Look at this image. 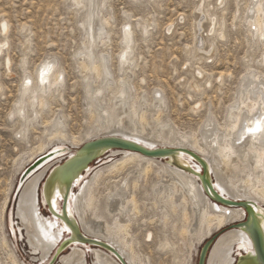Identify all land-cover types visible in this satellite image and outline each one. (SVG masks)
I'll use <instances>...</instances> for the list:
<instances>
[{
  "label": "bare ground",
  "instance_id": "obj_1",
  "mask_svg": "<svg viewBox=\"0 0 264 264\" xmlns=\"http://www.w3.org/2000/svg\"><path fill=\"white\" fill-rule=\"evenodd\" d=\"M70 1L72 6L76 7L75 11H78L77 9L87 11L84 14L86 17L85 22L80 25L83 27V30L85 27L88 29H86L87 34L83 31V34L87 35V37L83 41L84 45L81 43L83 52L79 54L81 57H77L78 60L81 59L79 61L80 65H77L80 66L83 72L88 74L84 81V90L86 93L87 111H89L88 114H90L94 123L91 122L93 125L87 129L88 131L84 134L83 138H77L74 135L71 137L67 136L66 130H64L65 125L60 120L49 123L50 129H46L45 137L43 136L44 140L40 141L37 147L31 150L32 152L28 155L27 159L25 161L23 159L19 164L16 176L17 182L22 173L36 159L46 153L60 151L62 156L67 155L68 157H72L76 153L73 150L80 149L85 143L107 137L132 141L147 150L184 149L200 157L206 163V173L209 175L210 180L211 175L214 177V180H211V185L219 196L233 202H250L255 204V207H253L256 218L254 222L264 233V75L261 72H252L248 69L242 77L241 85H239L240 89L236 96L237 98L234 99L235 104H230L231 106L226 112L225 123L220 125L218 122V125H216L210 119L206 120L199 140L198 137L196 138L192 135H181L171 126L162 124L159 117L155 119L157 122L156 130H146L142 124V122H145V115L147 114L145 110L152 108L159 115L165 106L163 101L165 99L162 98L163 96H158L157 98H153V101L149 103L145 99L147 95H143L144 97L139 99V101H136V95L132 96L133 87L130 86L127 75L137 68V62H135L132 56L135 46L133 30L128 23H124L120 30L116 67L119 77L116 82L110 70L111 65L108 64V57L106 55L97 57L93 54V49L97 47V43L100 42L101 45L107 44L105 43V39L108 37L105 29H103L104 26L101 27L103 31H97L96 27V21L101 17L100 11L105 7L104 0ZM224 4L225 0H215L214 7ZM201 7H203V0H201L199 7L195 10L199 13ZM244 10L250 11L249 16L245 18L246 31L251 36H249L250 39H255V42L262 41L264 45V0H250V4H247ZM206 12V16L210 22L207 25L206 38L212 37V39L205 40L203 38V30L199 29V26L202 24L200 21L198 25L196 23L197 27H195V31H197L195 42L199 51L204 54H208L209 51V55H211L213 41L215 40L213 38L216 37L219 41H223L225 38L224 9L220 10L219 21L217 16L210 15L208 11ZM232 19L234 22L237 18L235 20L234 18ZM105 24L107 26L109 24L106 19L99 23V25ZM7 25L6 23H1L0 35L6 36ZM139 27H141L139 30L141 36L148 35L150 30L147 31L146 26H141L137 22V29ZM200 28L202 27L200 26ZM171 29H173V25L167 27V33H172ZM251 47L253 45L249 48ZM7 48L8 42L6 40L0 41V62L2 61L3 69L9 73L11 59L7 55H3L7 51ZM199 51L196 53L201 55ZM189 54H187L188 58ZM2 55L4 58H2ZM140 59L141 57H139ZM244 62L247 61L245 60ZM257 62L263 67L264 56L262 61ZM21 64L23 66L26 64L25 56H23ZM201 71H195L196 75L191 76L192 82L188 84L187 90L192 93L200 94L205 87H209L210 85L209 80L207 78L204 80L203 78V73L206 74L207 72L203 71L202 73ZM35 72L34 77L22 72L23 81L20 85L16 106L10 113L11 115L9 114V118L13 119V117H16L21 123V128L16 133L21 139L25 138L29 126L32 127L34 123H37L39 116L41 117L45 109L50 107V99L53 95L58 93L61 90L60 88L63 87L64 75L57 69L55 61L49 60L41 63ZM195 77L202 79L203 82L196 81ZM143 82L141 80V84ZM112 83L114 85L118 83L119 86L113 89L111 87ZM1 89L2 85L0 84ZM105 91H110L113 95L108 100L103 98ZM194 106L191 112L197 113L201 104H195ZM137 122L140 123L137 124ZM257 123H259L262 130L250 132L249 129L255 128ZM61 157H56V159L25 181L21 188V197L16 209V216L20 219L21 226L24 228L31 251L39 256V262L48 264L54 251L58 250L66 239L67 243H70L72 235L69 228L71 223L74 222L84 237L108 245L122 257L123 262H126V264H143L139 255L134 250L133 238L128 232L131 228L130 220L127 223H123L120 219H125L124 221L132 219L129 216L131 209L134 213L139 214L135 194L141 188V180L147 182V179L150 178L149 176L157 177L156 183L152 186L151 195L155 203H160L159 213L164 221L170 219V212L175 215L178 209L181 212L183 220L186 219L184 222H187L191 216L194 219L195 225H193L190 233L193 239L192 242L195 241L196 243L195 246H192V249L197 253V257L199 248L215 234H219V236L209 251L207 264H235L237 261H245L248 257L254 256L249 237L242 230L233 227L246 218L245 211L237 207H223L220 204H215V201L203 189L199 178L186 170L190 167L196 173H201L202 169L200 165L194 163L191 157L183 153H177L173 158H169L168 162L163 163L164 161L146 157L136 152L124 151L119 153V155L112 152L110 155L111 159H107L98 168H88L74 182V189L69 191L66 202L65 221L58 217L46 218L42 216L36 208V197L40 192V184L43 177L48 175L52 167L60 163ZM121 174H125V176L120 180V185L114 193L110 195L107 193L108 196L105 199L104 205L101 206L99 200L100 189L104 185V182L116 181ZM11 188L12 186L10 185V191ZM13 189L15 191V188ZM44 195L50 198L49 205L51 208L61 215L64 180L56 179L48 187L45 194L41 190V200H39L38 196V202L40 204L41 201L43 206H46ZM11 196L12 194H8L3 203L0 216V227L2 228L5 226L4 213L6 215ZM189 213L192 215L190 216ZM10 219L13 222V217H10ZM103 219H111L112 223L109 224ZM166 221L165 223H167ZM186 224L189 225L188 222ZM189 230L184 228L180 235L187 234L186 231ZM228 230L230 232L224 234ZM12 232L16 234L14 227L12 228ZM4 236L2 238V246L7 251L5 256L6 263L20 264L16 252L9 246L8 240ZM20 236H22V232ZM188 237H191L190 234ZM145 240H147L146 242H151L153 240L152 234L147 233ZM158 247L164 251L169 250L170 245L165 239L159 243ZM197 247H199L198 250ZM68 251L70 252L66 256H59V264H87V255H90L92 264H122L111 252L97 248L91 249L78 243H73ZM189 256L192 259L193 256L191 254Z\"/></svg>",
  "mask_w": 264,
  "mask_h": 264
},
{
  "label": "rangeland",
  "instance_id": "obj_2",
  "mask_svg": "<svg viewBox=\"0 0 264 264\" xmlns=\"http://www.w3.org/2000/svg\"><path fill=\"white\" fill-rule=\"evenodd\" d=\"M235 2L237 0H225L224 5L214 7L215 0H203V7L198 13L195 9L199 7L201 0H104L105 7L100 11L101 17H99L100 20L97 19L96 27L97 31L105 29L108 37L105 39L107 44L97 43L96 50L93 49V54L97 57L103 55L108 57V64L111 65L110 70L114 75L113 79L117 82L119 77L116 72L119 34L124 23H128L135 36L133 37L135 46L132 56L137 62V68L127 75L129 84L133 87L132 96L136 95V101H139L147 95L145 99L149 103L158 96H163L162 98L165 99L163 100L165 106L162 109V114L157 115L152 108L145 110L148 116L145 115V122H142V124L146 130H156L157 122L155 119L159 117L162 124L171 126L181 135H192L198 137L199 140L206 120L210 119L216 125L225 123L226 112L231 105L235 104L234 99L237 98L239 85H241L242 77L247 70L261 72L264 75V66L261 67L260 63L257 62L263 60V42H255V39H250L251 36L246 31L245 18L249 16L250 11L244 10V8L246 9V5L250 4V0ZM222 8L224 9L225 38L221 42L213 35V39H215L213 41V52L211 51V55H209L207 50L208 54H204L197 49L195 42L197 31H195V27L201 21L200 26L202 28L199 26V29L203 30V34L201 33L203 38L205 40L212 39V37L206 38L207 25L210 23L206 11L210 15L217 16L219 21ZM75 9L76 7L72 6L70 0H0V26L1 23L8 24L6 36L0 35V41L6 40L8 42L7 51L5 50L6 52L3 55H7L11 59L9 73L3 69L2 61L0 62V84L2 85L0 90V216L6 196L12 194L6 215L4 213V225L6 227H0V264H7L5 259L7 251L2 246L4 235L9 246L16 252L20 264H43L39 262V256L31 251L24 228L21 226L20 219L16 216L23 186H20L19 181L17 182L16 179L19 164L23 159L24 161L27 159L32 152L31 150L35 149L40 141L44 140L45 132L50 129L49 123L60 120L65 125L64 130H66L67 136L74 135L77 138H83L88 131L87 129L94 123V120L88 114L89 111H87L84 90V81L88 74L80 69L79 61L81 59H77V57H81L79 54L83 52L81 43L87 37L83 34V31L87 34L88 29L85 27L83 30V27L80 26L81 23L85 22L86 17L84 14L87 11H83V9L75 11ZM232 18L237 19L233 22ZM105 19L109 22L108 26L106 24L99 25ZM137 22L141 26H146L147 31L150 30L148 35H140L139 30L141 27L137 29ZM169 25H173L172 33L166 31ZM102 26H104L103 29H101ZM249 45H253V47L249 48ZM197 51L201 55L196 53ZM187 54H189V58ZM3 55L2 58H4ZM23 56L26 59L24 66L21 64ZM139 57H141L140 60ZM49 60L55 61L57 69L63 73V87L60 88L59 94L55 93L53 95L50 99V107L45 109L41 117L39 116L37 123H34L32 127L29 126L25 138L21 139L16 134L21 128V123L16 117L9 118V114L16 106L20 85L23 81L22 72L34 77L39 65ZM245 60L247 62H244ZM198 70H202V73L203 71L207 72L206 74L203 73V78L204 80L207 78L210 85L205 87L200 94H195L187 90V86L192 82L191 76ZM141 80L144 81L143 84H141ZM195 80L203 82L198 77H195ZM117 86H119L118 83L111 84L113 89ZM103 95V98H106L105 100L113 96L110 91H105ZM195 104H201V107L197 113H192L191 109L195 107ZM166 162L168 161L166 160L163 163ZM92 166L94 165L91 164L90 167ZM124 176L125 174H121L116 181H107L104 182L105 186L103 184L102 187L100 186L99 200L101 206L104 205L108 194L114 193ZM45 177H43L42 182ZM149 177L147 182L141 180V188L135 194L139 214L134 213L131 209L129 216L132 219H126V221L120 219L123 223L130 220L131 228L128 232L133 238L135 252L139 255L143 264H196L197 253L192 249V246H195L196 243L195 241L192 242L193 239L190 233L193 225H195L192 214L189 213L190 219H192L187 220L189 225L184 222L186 219L183 220L179 209L175 215L170 212V219H168L169 221L166 219L167 223H165L159 213L160 203H155L151 195L152 186L156 183L157 177ZM211 180H214L212 175ZM42 182L40 193L43 187ZM145 183H147L146 186ZM10 185L12 186L11 191L9 190ZM13 188H15V191H13ZM36 208L42 216L52 217L47 206H43V203L39 204L38 202ZM10 217H13V222ZM103 220L109 224L112 223L111 219ZM13 227L16 234L12 232ZM184 228L190 229L186 231L188 235H180ZM21 232L22 236H20ZM227 232L230 231L228 230L224 234ZM147 233H151L153 236L151 242L145 240ZM189 234L191 237H188ZM217 235L219 236V234ZM165 239L169 242L170 248L162 251L158 245ZM90 248L95 249L94 247ZM68 249H70V246L62 249L58 253L59 256L69 254ZM189 254L193 256L192 259H190ZM59 256L52 264H59ZM86 262L92 264L90 255L86 256Z\"/></svg>",
  "mask_w": 264,
  "mask_h": 264
},
{
  "label": "water",
  "instance_id": "obj_3",
  "mask_svg": "<svg viewBox=\"0 0 264 264\" xmlns=\"http://www.w3.org/2000/svg\"><path fill=\"white\" fill-rule=\"evenodd\" d=\"M124 151L136 152L143 156L151 157L160 161H168L169 158H173L177 153H183L191 157L194 163L200 165L202 172L201 174L196 173V171L190 167L186 169L187 172H190L199 178L203 189L209 194V196L215 201V203L226 207H237L245 211L246 218H244L243 221L237 223L233 227L242 230L249 237L253 247L254 256L248 257L245 261H237L235 264H264V233H262L261 229L258 228L254 222V219H256L253 209V207H255V204L250 202H233L219 196L213 190L209 175H207L206 173V163L200 157L184 149L173 150L168 148L147 150L132 141H127L120 138L107 137L97 139L85 143L80 149L76 151L75 155L72 157H68L67 155L62 156L60 154V151H50L49 153H46L45 155L36 159V161L22 173L19 178V183L20 186L23 185V183H25V181L30 176L40 171L43 167H45L54 159H56V157L62 156L61 163L52 167L48 175L43 180L42 192H44L45 194L48 187H50L56 179H60L62 181L64 180V196L62 198L61 203V215L56 213L54 209L51 208V206L49 205L50 198L48 196L44 195V200L50 215L53 218L58 217L59 219H63L65 221V207L68 194L71 189H74V182L77 180V178L88 168H95L101 166L103 162L107 161V159H111L110 155L112 152L118 153L119 155V153H122ZM91 164H93L94 166L90 167ZM39 200H41L40 192ZM37 202L38 196L36 197V206ZM69 229L70 234L72 235V240H69L70 243H67L68 241L66 239V241H64L60 248L54 251L49 264H52L56 260V258L59 256L58 253H60L62 249L71 246L73 243H80L85 246H90L111 252L118 258V260L122 264H126V262H123L122 257H120L116 253V251H114V249H112L108 245L84 237L79 231L76 223H71ZM217 237V234L213 235L210 239L205 241V243L199 248L196 264H207L209 251L214 242L216 241Z\"/></svg>",
  "mask_w": 264,
  "mask_h": 264
},
{
  "label": "snow or ice",
  "instance_id": "obj_4",
  "mask_svg": "<svg viewBox=\"0 0 264 264\" xmlns=\"http://www.w3.org/2000/svg\"><path fill=\"white\" fill-rule=\"evenodd\" d=\"M262 129L260 128V125L259 123H257V126L253 129H249L250 132H259L261 131Z\"/></svg>",
  "mask_w": 264,
  "mask_h": 264
}]
</instances>
